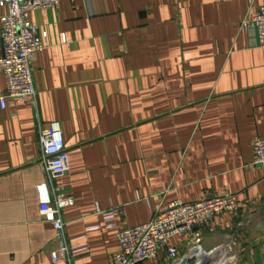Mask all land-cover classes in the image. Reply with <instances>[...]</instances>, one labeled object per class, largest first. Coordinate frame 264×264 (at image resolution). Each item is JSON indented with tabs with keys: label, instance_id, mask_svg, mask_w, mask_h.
<instances>
[{
	"label": "crops",
	"instance_id": "0c3cea01",
	"mask_svg": "<svg viewBox=\"0 0 264 264\" xmlns=\"http://www.w3.org/2000/svg\"><path fill=\"white\" fill-rule=\"evenodd\" d=\"M263 3L63 0L31 10L47 46L31 63L35 106L0 109V264H109L123 228L172 201L225 193H238L237 214L167 246L181 260L199 236L204 251L230 243L235 264H264V166H247L264 136V44L244 25ZM52 121L69 159L52 185L74 200L60 213L70 259L55 262V230L39 214L52 193L38 131ZM143 264L172 262L163 248Z\"/></svg>",
	"mask_w": 264,
	"mask_h": 264
},
{
	"label": "built area",
	"instance_id": "2783aa9c",
	"mask_svg": "<svg viewBox=\"0 0 264 264\" xmlns=\"http://www.w3.org/2000/svg\"><path fill=\"white\" fill-rule=\"evenodd\" d=\"M61 1L63 0H0V6L7 8V14L0 19V71L6 78L5 89H0V109L6 107L7 101L35 106L37 91L33 83L31 63L35 54L47 46V41L46 34L42 33L40 36L38 27L30 23L29 12L56 7ZM249 22L256 26L259 40L264 44V3L249 21H244V25ZM38 143L41 149L40 165L51 185L52 193V199L39 204V214L43 220L52 224L59 244L58 249L51 252L50 258L54 262L69 260L71 247L64 238V224L60 213L62 209L72 205L74 200L64 194L60 187L52 185L53 179L63 176L69 169L68 148L62 139L59 122L52 121L49 126L40 128ZM247 166H264V136L253 140L252 157ZM237 197L238 193H225L193 201L175 200L168 203L164 208L151 213L148 222L119 231L120 250L109 264H143L147 260L157 259L163 248H166L172 264L180 263L176 248L168 247V241L175 236L193 234L194 229L211 222L220 213L237 214ZM113 213L114 210L104 214L107 227L113 226ZM199 242V236H196L190 247L195 259L189 264H209L208 257L221 252L225 254L224 264H235V257L231 254L232 244L204 251Z\"/></svg>",
	"mask_w": 264,
	"mask_h": 264
},
{
	"label": "bare ground",
	"instance_id": "6f19581e",
	"mask_svg": "<svg viewBox=\"0 0 264 264\" xmlns=\"http://www.w3.org/2000/svg\"><path fill=\"white\" fill-rule=\"evenodd\" d=\"M208 259H209V264H213L214 262H216L217 264H224L226 260L225 254L223 252L212 254L211 256L208 257Z\"/></svg>",
	"mask_w": 264,
	"mask_h": 264
},
{
	"label": "water",
	"instance_id": "95a60500",
	"mask_svg": "<svg viewBox=\"0 0 264 264\" xmlns=\"http://www.w3.org/2000/svg\"><path fill=\"white\" fill-rule=\"evenodd\" d=\"M193 259H195L194 254H192L190 257H185V258L181 259L180 263H178V264H189V261L193 260Z\"/></svg>",
	"mask_w": 264,
	"mask_h": 264
},
{
	"label": "rangeland",
	"instance_id": "374dc122",
	"mask_svg": "<svg viewBox=\"0 0 264 264\" xmlns=\"http://www.w3.org/2000/svg\"><path fill=\"white\" fill-rule=\"evenodd\" d=\"M214 261H216V260H214ZM214 261H213V262H214ZM213 264H217V263H216V262H214Z\"/></svg>",
	"mask_w": 264,
	"mask_h": 264
}]
</instances>
